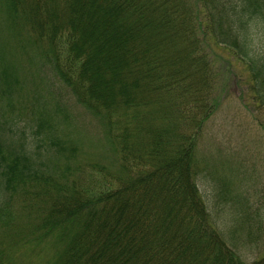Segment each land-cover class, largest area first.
<instances>
[{
	"label": "trees",
	"instance_id": "1",
	"mask_svg": "<svg viewBox=\"0 0 264 264\" xmlns=\"http://www.w3.org/2000/svg\"><path fill=\"white\" fill-rule=\"evenodd\" d=\"M235 63L263 116L264 0H0V264L48 246L46 264H264L232 247L197 182ZM23 68L101 125L113 162H79L69 117H11L14 93L41 100Z\"/></svg>",
	"mask_w": 264,
	"mask_h": 264
},
{
	"label": "rangeland",
	"instance_id": "2",
	"mask_svg": "<svg viewBox=\"0 0 264 264\" xmlns=\"http://www.w3.org/2000/svg\"><path fill=\"white\" fill-rule=\"evenodd\" d=\"M214 55L221 63L225 58L235 61L220 47L215 48ZM232 67L229 84L219 88V108L207 120L199 139L198 161L202 173L197 182L229 243L243 260L252 263L264 257V127L261 124L264 115L254 104L246 71L239 63ZM34 74L37 75L35 86L31 77ZM20 75L28 89H36L35 95L41 100L34 103L32 98L14 93L9 105L11 113L7 107L11 117L19 116L24 121L20 125L39 112L50 111L56 117L53 125L59 118L69 117L72 124L61 135L66 141L81 143L79 162L114 161L113 154L103 148L101 125L73 98L69 99L66 90L59 91V83L49 71L38 73L23 68ZM217 186H220L219 195L214 193ZM225 204L229 209L221 213L219 206L226 207ZM238 216L244 218L240 226H235L233 222ZM20 251L13 254L15 264H46L53 257L52 246L35 254L30 250L26 254Z\"/></svg>",
	"mask_w": 264,
	"mask_h": 264
}]
</instances>
